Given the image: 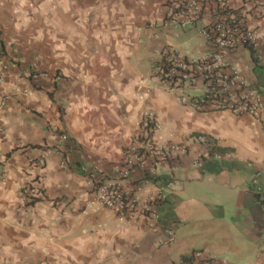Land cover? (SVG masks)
<instances>
[{"label":"crops","instance_id":"crops-1","mask_svg":"<svg viewBox=\"0 0 264 264\" xmlns=\"http://www.w3.org/2000/svg\"><path fill=\"white\" fill-rule=\"evenodd\" d=\"M230 4L258 35L227 53L261 95L258 123L194 109L154 83L162 46L185 57L208 49L197 32L208 10L174 28L161 26V0H0V67L16 65L0 81V264H259L264 209L252 187L264 185V0ZM143 110L187 153L157 217L124 221L90 200ZM196 133L221 154L200 167ZM23 189L33 194L26 202Z\"/></svg>","mask_w":264,"mask_h":264},{"label":"built area","instance_id":"built-area-1","mask_svg":"<svg viewBox=\"0 0 264 264\" xmlns=\"http://www.w3.org/2000/svg\"><path fill=\"white\" fill-rule=\"evenodd\" d=\"M161 1L162 27H187L208 10L209 20L197 30L208 49L198 56L185 57L177 54L170 45L162 46L151 69L155 85L194 109L226 110L233 115H246L258 123L263 106L261 95L245 83L238 69L227 60L228 51L255 45L258 35L233 10L230 0ZM9 67L16 65L14 62L1 65L0 81L10 75ZM136 126L137 130L122 151L113 175L96 180L90 200L91 206L111 210L124 221L157 217L155 207L165 200L173 183L175 164L187 153L185 144L158 136L160 124L153 112L141 111ZM61 137L64 138L65 134ZM190 138L200 146L192 160L195 167H200L210 153L214 158L220 157L219 152L212 150L207 136L196 133ZM45 153L41 151L33 162L41 165ZM160 170L168 172L166 177L160 175ZM263 186L256 184L252 188L264 209ZM22 196L26 202L33 194L23 189ZM166 233L171 240L172 231L167 229ZM218 262L212 258L203 264ZM259 264H264V258Z\"/></svg>","mask_w":264,"mask_h":264},{"label":"trees","instance_id":"trees-1","mask_svg":"<svg viewBox=\"0 0 264 264\" xmlns=\"http://www.w3.org/2000/svg\"><path fill=\"white\" fill-rule=\"evenodd\" d=\"M250 51H251V50H250ZM219 150H220V149H219ZM189 258H190V257L187 256V255H186V256H182V259H183V260H184V259H185V260H188Z\"/></svg>","mask_w":264,"mask_h":264},{"label":"rangeland","instance_id":"rangeland-1","mask_svg":"<svg viewBox=\"0 0 264 264\" xmlns=\"http://www.w3.org/2000/svg\"><path fill=\"white\" fill-rule=\"evenodd\" d=\"M231 264V263H230Z\"/></svg>","mask_w":264,"mask_h":264}]
</instances>
